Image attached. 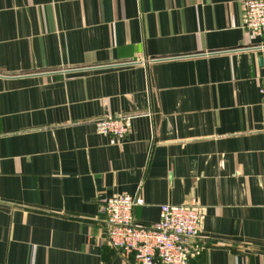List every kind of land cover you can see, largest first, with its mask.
Listing matches in <instances>:
<instances>
[{"label":"crops","instance_id":"1","mask_svg":"<svg viewBox=\"0 0 264 264\" xmlns=\"http://www.w3.org/2000/svg\"><path fill=\"white\" fill-rule=\"evenodd\" d=\"M241 1L0 0V264H139L108 244L118 194L144 226L203 206L191 264H264V33Z\"/></svg>","mask_w":264,"mask_h":264},{"label":"built area","instance_id":"2","mask_svg":"<svg viewBox=\"0 0 264 264\" xmlns=\"http://www.w3.org/2000/svg\"><path fill=\"white\" fill-rule=\"evenodd\" d=\"M242 28L250 34L264 33V0H242ZM140 62L131 60L130 63ZM130 117L105 116L94 122L97 134L108 135L109 143L120 142L130 129ZM137 196L112 195L102 199L100 215L106 223L107 240L123 255L131 254L139 264H191L199 253L193 242L202 230L204 209L195 199L181 204H162L160 217L149 226L134 222L133 208L142 204Z\"/></svg>","mask_w":264,"mask_h":264}]
</instances>
